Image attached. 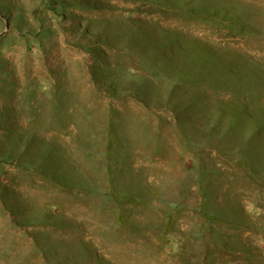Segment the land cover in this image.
<instances>
[{"label":"rangeland","instance_id":"374dc122","mask_svg":"<svg viewBox=\"0 0 264 264\" xmlns=\"http://www.w3.org/2000/svg\"><path fill=\"white\" fill-rule=\"evenodd\" d=\"M0 264H264V0H0Z\"/></svg>","mask_w":264,"mask_h":264}]
</instances>
